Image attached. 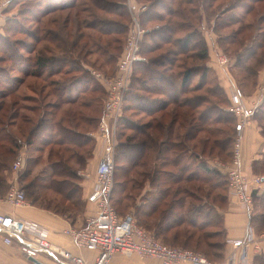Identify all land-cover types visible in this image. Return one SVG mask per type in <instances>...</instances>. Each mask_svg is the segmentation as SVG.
Returning a JSON list of instances; mask_svg holds the SVG:
<instances>
[{
  "label": "trees",
  "instance_id": "trees-1",
  "mask_svg": "<svg viewBox=\"0 0 264 264\" xmlns=\"http://www.w3.org/2000/svg\"><path fill=\"white\" fill-rule=\"evenodd\" d=\"M124 1L89 0L91 5L82 10L87 15L82 21L77 20L78 33L71 43L73 50L63 51L60 57L50 49H46L49 54L41 52L33 58L24 57L15 49L14 42L2 38L11 57L8 59L20 61L17 70L21 76L12 75L0 66V195H4L11 186L10 181L16 179L22 183L20 187L32 205L71 220L86 211L88 200L83 197L79 173L97 148L98 142L90 132L98 126L103 110L98 104L104 101L105 89L93 75L91 65L83 60L87 61L86 56L95 54L99 57L97 60L103 59L109 65L116 62L117 67L131 29ZM150 1L149 9L142 14V24L143 18H148L149 22L164 20L166 24L145 34L142 41L145 60L136 64L125 96L123 115L117 126L119 140L112 199L117 194L118 209L133 208L137 223L164 243L201 248L217 262L224 256L227 237L224 213L214 201L227 199V195L217 192L218 189H227L228 195L230 190L226 174L213 167L212 161L221 155L227 156L225 160L231 159L236 119L229 110L228 86L219 82L214 87L208 80L211 69L207 64L210 54L203 31L205 21L201 16L194 18L198 10L189 7L197 0ZM235 1L229 0L216 16L212 24L214 30L227 25L218 22L221 15L240 19L234 11L242 5ZM76 5L73 0H37L31 13L36 12L35 20L42 25L41 20L50 13L66 11ZM242 7L248 11L244 3ZM167 16L181 21L167 20ZM69 22L70 18L66 16L64 26ZM83 28L92 29L94 33L84 32ZM33 31L28 34L37 45L43 40H49L51 44L62 41L61 34L54 28L43 26L42 34L38 33V27ZM181 31L184 34L176 36ZM243 31L233 32L227 40H236L235 36ZM258 36L256 33L253 43ZM82 38L87 41L80 47ZM256 43L257 49L264 47L263 41ZM21 45L28 55L36 49L32 43L21 42ZM166 45L169 48H164ZM245 52L248 55L240 57L237 63L230 61L231 71L239 67L250 72L246 60L254 55L255 49L247 48ZM176 66L177 71L174 70ZM116 67L107 74H113ZM61 74L60 79H51ZM31 77L43 79L56 98L42 103L44 111L34 122L20 114L22 109H40L28 104L34 100L33 96L19 94L21 86ZM195 79H198L196 83ZM25 86L34 91L30 85ZM256 108L264 109V97ZM127 111L149 119L134 121L127 117ZM257 111L253 116H257L264 131V115H258ZM18 118H22L19 125ZM24 123L31 124L25 131ZM24 147L32 153L27 155L24 169L15 172L13 163L18 150ZM43 159L44 166L35 172ZM262 164L264 160L254 162L253 176L260 175L263 183ZM261 189L262 184L252 189L253 203L264 202L261 200L263 195H259ZM253 209L249 224L255 227L259 214L255 212V206ZM261 215L264 218V212ZM263 255L264 252L255 255L253 264H264Z\"/></svg>",
  "mask_w": 264,
  "mask_h": 264
},
{
  "label": "built area",
  "instance_id": "built-area-1",
  "mask_svg": "<svg viewBox=\"0 0 264 264\" xmlns=\"http://www.w3.org/2000/svg\"><path fill=\"white\" fill-rule=\"evenodd\" d=\"M128 6L133 20L115 72L106 75L101 71L92 70L93 75L105 89L103 110L98 126L90 132L101 148L100 160L93 176V188L87 198L88 202L94 204V212L86 217L83 226L71 227L66 233L79 249L97 252L94 264H111L117 254L154 257L163 264L181 262L211 264L210 259L200 251L170 246L162 242L140 226L133 214L120 215L112 204L118 142L117 126L123 115L125 96L134 68L136 64L145 60L142 54V41L149 31L140 20V15L149 9V5L136 4L133 0H129ZM229 63L225 56L220 57L219 64L223 68H228ZM229 98L231 101L229 110L236 119L231 159L224 162L217 158L212 161V165L226 174L230 195L236 197L238 203L250 214L253 207L252 189L260 186L263 178L259 175L248 177L243 172L242 144L245 128L251 122L257 104H248L244 91L234 81H230ZM24 163L25 158L20 153L13 163V170L21 171ZM28 202L25 190L17 184H11L6 193L0 195V203L23 205ZM260 238L264 239V231L260 234ZM0 239L7 245L18 241L23 254L38 260L40 264H53L38 259L43 252L55 254L57 264H88L82 256L68 249L55 247L49 239V230L43 225L10 213L0 212ZM256 240L258 241L251 230L245 237L230 239L234 249L227 264H248L249 246L257 243ZM255 247L260 253L261 246L256 244Z\"/></svg>",
  "mask_w": 264,
  "mask_h": 264
},
{
  "label": "rangeland",
  "instance_id": "rangeland-1",
  "mask_svg": "<svg viewBox=\"0 0 264 264\" xmlns=\"http://www.w3.org/2000/svg\"><path fill=\"white\" fill-rule=\"evenodd\" d=\"M4 1L5 0H0V10H2L1 8L6 5V7H5L6 9L3 13L6 12L8 15V18H7V21L2 26L0 25V66L4 69H8L9 71H11L12 75H16V76H21L20 72L17 70L20 68V66H19L20 61L19 60L14 61V60L8 59L11 57H10L9 51L5 50L6 45H4V43H3L4 40L2 38H7V39L11 40L12 42H14L15 43V49L17 51H19L20 54H23L24 57L30 56L31 58H33L35 55H38V53H41V52L43 54H49V53H47L46 49H50L55 55L60 57L63 55V53H64L63 51L73 50L71 43H72V40H74V38L77 36V33H78V31H76V30H78L77 29V20H78V22H79V20L82 21V18H84L87 15V13L85 11H82V10L84 9L85 6H88L89 4L91 5V2H89V0H73V1H76V4H77L76 7L70 8L66 11H60V10L54 11V12L50 13L49 15L45 16L41 20V22H44V24L39 25L38 22H36L37 19L35 20V17H34V14L36 12L33 11L31 13V10H32L31 8L34 5L36 6L37 0H12L11 3L10 2L7 3ZM61 1H63V0H61ZM133 1L136 4H148V5L151 2L150 0H133ZM228 1L229 0H217V1H215V0H197L196 3H194V5H189V7H195L196 10H198L197 13L193 15V17L197 18V17L201 16L203 22L205 21V25H204L205 28L203 29V31H204V34L207 38V43H208V47H209V54H210L207 64L211 69V71L208 75V80L210 82V85H212L214 87H216V85L219 84V82L221 83L219 76L224 78L226 83L228 81H234L235 84L237 86L241 87L242 90L244 91L246 99L248 97H251V100H254V98H255L253 103L258 104L259 97H257V94H255V93H256L257 88L260 85L259 84V74L261 73V71H264V47L257 49L256 46L258 43H256V42H259V41L264 42V0H262V1H259V0H236L235 2L237 3V5L243 6V3H244L246 9L248 8V11L245 12V10L243 9L242 6H238L237 10L234 11V14H236L240 19H237V18L235 19L234 18L235 16L232 18H229V17H226L225 15H221V17L219 19L220 21H218V22H220V24H222V25L224 23H227V25L225 27H223L221 25L222 26L221 28L214 30L212 27V24L214 23L216 16L219 15L220 12L222 11V9L226 7L225 4ZM128 2H129V0H125L124 4L127 6L126 8H127L128 14H129L130 24H132L133 17H132V12L128 6ZM210 4L212 5V7ZM227 4H229V2ZM28 7H30V8L28 9ZM253 7H255L256 9H254V11L250 13L249 9L251 10ZM35 9L37 10V8H34L33 10H35ZM76 13H79V14L76 15ZM100 14H101V12H100ZM142 14L140 15V20L142 19ZM66 16H68L70 18V22L68 23L67 26H64L63 22H64V19L66 18ZM103 16L108 17V18L119 19V17H116L114 15L103 14ZM169 18H171L173 21H181V19H179L177 17H172V16L166 17L167 20ZM147 20H148V18L147 19L143 18L144 24H142V25L145 28L149 29V31L154 29V28H158L161 25L166 24V21H164V20H162V21L154 20L151 22H149ZM196 21H197V19H196ZM236 21H240V22H236ZM228 22H230V23H228ZM141 23H142V21H141ZM43 26L45 28H54L55 30H57L58 33L61 34L62 41L60 42V40H59L60 43L56 42L55 44H51L49 42V40H43L40 44L37 45V43L31 38V36L28 33L34 32L33 30L36 31V29L38 27L39 28L38 33L42 34L41 31L43 29ZM82 30L84 32L94 33V31L92 29L83 28ZM241 30H244V31L238 33L235 36L236 40H234V41L227 40L229 35L233 36V32H239ZM256 33H259V36H258V39L255 41V43H253L255 40L254 38L256 36ZM183 34H184L183 31H181V32H178L176 34V36L183 35ZM20 41L23 43H27V44L32 43L33 46L35 45L36 46L35 51L28 55L26 53L24 47H22L23 45H21ZM83 41L86 42L87 38L81 39L80 47L83 45ZM252 44H253V47H250ZM86 48H88V46ZM164 48H169V45H166ZM247 48H251L252 51L255 49L254 55H252V57H248L249 59L246 60V65L249 66L248 69L250 70V72L247 73L244 68L240 69L239 67L238 68H232V71H231L230 67L223 68L219 64V59L221 56H225L229 60V62L233 61L234 63H237L238 59L240 57L245 58L248 55V53L250 52V49L247 53V52H245ZM153 54H157V52L153 53ZM98 58H99L98 55L90 54L84 58L87 61H85V60H83V61L87 65H91L92 69L101 71L103 73L106 72L105 73L106 75H110V74H107V72H111L116 67V62L109 65V64L104 63L103 59L97 60ZM188 62L191 63L192 61L189 60ZM94 63L96 64L95 65L96 67H92V65ZM243 65L246 67L245 64H243ZM84 66H86V65H84ZM67 68H70V67L67 66ZM174 70L175 71L178 70L177 66L174 67ZM252 72L254 73V75H249V73L252 74ZM62 75L63 74L55 75V76L51 77V79H60L62 77ZM197 81H198V79H195L194 83H196ZM26 84L30 85L32 88H34L33 89L34 91L27 88L25 86ZM26 84L21 86V89H20L21 91H19V94H30L31 96H33L34 100L32 99V100L28 101V104L30 106H38V108H40V109H38L36 111L31 110V109H22L20 114H21V117L29 118L32 120V122H34L38 119L39 115L44 111V107L42 108V103L44 101L45 102H52V101L56 100V98L53 95V93H51L53 89L49 86H45L46 82L43 79L31 77V78H28L26 80ZM229 85H230V83H228V85H227L228 87L226 86L228 91H229ZM0 88H1V85H0ZM201 93H204V91H201ZM87 97H89V95ZM256 101H258V102H256ZM100 103L101 104H98V107L101 110V106L103 108V105H102L103 101ZM255 110H258L257 114L263 117V115H264V109L263 108L258 109L255 107ZM126 115H127V117H130L134 121L139 120L140 118H141V120H148L149 119V117H144V115L143 116L142 115H134L131 111H127ZM17 122H18V125L21 124L22 118H18ZM262 124L264 125V118L262 120ZM30 125L26 124V123L22 124V126H24V131H25V129L30 127ZM16 130H17V128H16ZM94 130H95V128L92 129L91 132H93ZM118 132H119V129L117 130V141L119 140L118 139ZM130 132L131 131H127V133H130ZM20 153H22L24 158H25V163H24V167H25L27 155L28 156L31 155L32 152H30V151L27 152V149L24 147L21 150H18L16 158ZM34 154H38V153H34ZM226 157H227L226 155H221V157L219 159L223 160L224 162H228L229 159L225 160ZM263 160H264V158L262 159V161ZM44 164H45V160L43 159V161H41L35 167V172L40 170L44 166ZM23 169L24 168H22V170ZM139 169H141V167H138V170ZM260 171L262 174H264V165L261 167ZM87 174L89 175V178L93 175V171H92L91 167L89 168L86 166L84 169L80 170L79 175L81 177V181L88 178ZM10 183L11 184H17L19 186L22 185V183L19 181L17 182L16 179L10 181ZM217 192H219L220 194L225 195V196L227 195V198H228V190L227 189H218ZM259 192H260L259 195H263L262 198H264V189H261V191H259ZM116 198H117V194L114 195V198L112 199V204L119 214L126 215V214H133L134 213V209L131 207L124 209V210H119L118 205L115 202ZM261 200H264V199H261ZM214 202H215L216 207L221 212H223V209L226 207L225 204L227 202V199L224 200L223 202L220 200H215ZM263 204H264V202H261V201H254V203H253V208L255 206V212H257V214H259V215H257L258 217L256 218V221H255V225H254L255 227H253V228H255V230L257 232H263L264 231V223H263L264 218L260 217V215L263 214V212H264ZM253 212H254V209H253ZM80 214L78 213V215H80ZM178 246H180V245H178ZM181 247H183V246H181ZM185 248L193 249L195 251H200L203 253V250L201 248L200 249L196 248V247H185ZM208 258L210 259L211 262H213V260H214L213 256L208 257ZM255 264H260V263L256 262Z\"/></svg>",
  "mask_w": 264,
  "mask_h": 264
},
{
  "label": "crops",
  "instance_id": "crops-1",
  "mask_svg": "<svg viewBox=\"0 0 264 264\" xmlns=\"http://www.w3.org/2000/svg\"><path fill=\"white\" fill-rule=\"evenodd\" d=\"M11 3V0H9ZM6 5L0 10V25L2 26L8 18L5 11ZM221 83L225 86L230 83H226L225 79L219 76ZM259 87L256 90L257 97L259 101H262L264 97V71L259 74ZM262 85V86H261ZM229 92V91H228ZM262 94V95H261ZM251 97L247 98L248 104H254ZM250 101V102H249ZM258 102V101H256ZM255 102V103H256ZM98 142V141H97ZM101 148L99 143L94 151V156L88 163L87 167H91L93 175L82 181V192L85 199L93 188V179L96 167L100 160ZM264 158V131L261 128L260 121L257 116L253 117L251 122L247 124L244 134H243V144H242V169L243 172L248 176L252 177L255 174L253 170V164L257 160H262ZM262 189H264V182L262 183ZM88 202V201H87ZM226 207L223 209L224 213V225L226 228L227 245L224 251V256L221 260L217 262H212L211 264H227V260L232 253L234 246L229 241L230 239H238L245 237L247 232L250 230L254 234L257 243H253L249 246L248 250V264H253V258L255 255L264 252V239L260 238L262 232L257 233L253 226L249 224V214L246 212L243 206L238 203L236 197L228 195ZM94 204L88 202L86 211L78 215L75 220H71L66 216L57 215L51 211L42 209L30 202L23 205H11L8 203H0V212L10 213L29 221L37 222L43 225L49 230V239L51 243L58 248H65L73 252L74 254L82 256L88 264H94L97 256V252L89 251L84 249H79L71 237L66 233V231L71 227H81L85 223V219L88 215L94 212ZM256 244L261 246V252L256 251ZM59 257V256H58ZM38 259L42 262H52L57 264L55 254L43 252L38 256ZM237 262V260H236ZM0 264H39L35 263L33 258L26 257L20 250L18 241H15L12 245H7L3 243L0 239ZM111 264H163L158 258L154 257H140L138 255L124 256L122 254H117L111 261ZM178 264H190L188 262H181Z\"/></svg>",
  "mask_w": 264,
  "mask_h": 264
},
{
  "label": "water",
  "instance_id": "water-1",
  "mask_svg": "<svg viewBox=\"0 0 264 264\" xmlns=\"http://www.w3.org/2000/svg\"><path fill=\"white\" fill-rule=\"evenodd\" d=\"M33 261L35 262V263H37L38 262V260H36V259H33ZM40 264V263H39Z\"/></svg>",
  "mask_w": 264,
  "mask_h": 264
}]
</instances>
